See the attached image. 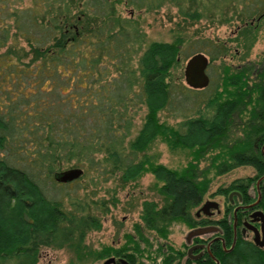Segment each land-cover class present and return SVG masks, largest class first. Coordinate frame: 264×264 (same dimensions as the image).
I'll list each match as a JSON object with an SVG mask.
<instances>
[{"label": "rangeland", "instance_id": "rangeland-1", "mask_svg": "<svg viewBox=\"0 0 264 264\" xmlns=\"http://www.w3.org/2000/svg\"><path fill=\"white\" fill-rule=\"evenodd\" d=\"M230 1L220 3L221 17L209 9L199 20H191L186 15L181 16L174 3L165 0H64L61 6L57 3L33 13L26 9L31 0H0L1 38L6 34L5 28H1L3 24L9 25L10 33L15 31L13 19L16 16L21 26L38 35L39 29L50 24L59 12H76L82 17V29L89 39L81 46L80 60L69 66L70 72H65L60 65L52 76L53 81L45 82L43 89L11 101L0 95V160L24 174V183L12 180V187L27 201L45 199L65 208L75 202L76 207H80L79 213L68 220L57 221L42 233L41 242L47 239L50 242L41 245L35 264H102L108 256L107 249L119 248L126 234L134 232L133 224L141 223L142 201L150 199L158 205L162 203L158 190L161 181L156 178L154 169L163 165L179 171L193 159V147L171 143L190 139L193 128L211 115L208 103L214 91L220 89L223 65L257 61L264 52V17L259 20L255 40L246 49L238 43L240 38L238 41L233 38L243 20L239 5ZM179 27L186 37L199 36V41L193 51L184 44L181 46L177 63L171 66L165 78L164 92L154 100L161 106L159 120L177 132L171 141L158 135L146 142L149 144L134 150L129 142L141 124L144 106L138 104L136 95L138 71L127 56L171 40ZM15 37L24 43L19 34ZM213 40L224 41L228 51L217 54ZM196 52L206 58L207 81L203 87L193 88L185 81L183 71L186 61ZM89 56L100 60L90 66L83 65V58L86 57V61ZM85 72L89 73L82 82L85 86H78ZM76 74L77 84L71 79ZM84 99L87 102L84 103ZM89 140L92 143H88ZM131 163H136L137 168L132 171L136 172L131 177L123 176L124 168ZM197 163L198 167H208L207 190L200 203L188 209L187 217L169 222L164 240L183 253L190 229L215 225L214 219L224 215L226 196L216 189L235 177L254 173L250 165H238L217 173L213 166L209 167V152ZM48 164L54 166L52 171L80 167L83 173L71 180H55L52 174L49 177ZM250 192L253 194L252 189ZM207 199L218 201L219 213L214 211L209 215L211 220L205 223L199 220L208 215L201 213V217H197L194 214ZM15 202L0 191V207L12 222ZM84 202L87 204L83 205ZM87 210L101 216L100 226L93 228L91 214L85 215ZM231 212L233 215V208ZM80 214L84 215L83 219ZM243 230L248 238L252 237L250 230ZM214 232L199 236L207 237ZM152 234V231L148 233L151 250L159 241L163 242L154 239ZM0 264L10 263L0 257Z\"/></svg>", "mask_w": 264, "mask_h": 264}, {"label": "trees", "instance_id": "trees-1", "mask_svg": "<svg viewBox=\"0 0 264 264\" xmlns=\"http://www.w3.org/2000/svg\"><path fill=\"white\" fill-rule=\"evenodd\" d=\"M63 1L31 0V5L26 9L33 13L40 8L53 7L57 3L61 6ZM165 1L174 3L181 16L183 14L191 20H199L209 9L216 16L221 17L223 11L218 7L221 2L227 0ZM189 1L191 3H187ZM231 1L239 5L243 20L242 24L236 27L237 33L233 38L235 40L240 38L239 41L237 40L238 43L248 49L256 38L259 20L264 17V0ZM58 14L52 17L50 24L39 29L38 35L31 34L28 28L21 26L18 16L13 19L15 31L10 33L8 24H3L1 27L5 28L6 37L5 35L3 38L0 37V95L7 100L27 97V94L33 90L43 89L42 85L45 82L53 81L52 76L57 73L60 65L65 72H70L69 66H74L80 60L81 46L89 41L87 33L82 29V17L76 12ZM16 34L22 37L24 43L19 37H15ZM8 37L9 41H7ZM199 38V36L186 37L179 27L171 40L154 47H145L139 54H128L127 57L133 62L134 69L138 71L139 83L136 92L138 104L144 106L142 121L136 129L133 140L129 142L130 148L135 150L149 144L146 142L158 135L167 141L170 138L171 141L177 132L159 120L158 111L161 106L154 100L164 92L165 78L171 66L177 63L176 58L181 46L184 44L193 51ZM211 43L217 46V54H224L228 48L224 41L213 40ZM186 48L183 49L187 52ZM99 57L93 59L89 56L90 59L86 61L84 57L83 65L85 63L86 66H90L99 61ZM108 57L110 59L109 55ZM87 74L89 73H83L78 86H85L82 82L86 81ZM71 79L78 83L77 74L71 76ZM85 102L87 101L84 99ZM208 105L212 110L211 115L203 118L200 126L193 128L190 139H186L184 143H171L193 147V159L179 171L163 165L155 167L154 172L158 175L156 178L161 181L158 190L163 197L162 203L158 205L154 200L144 199L141 203V223L133 224L134 232L126 234L125 241L119 248L109 247L108 256L112 254L122 257L128 264H215V259L218 260V264H264V244L257 245L242 231V209L238 208L236 211L234 243L230 249H226L232 244L234 235L232 212L230 214L232 208L239 203L253 202L259 193L260 197L253 208L264 211V176L256 187L257 179L264 174V52L257 61L247 60L236 65L224 64L220 76V89L214 91ZM111 116L113 119V115ZM179 135L180 133L177 134ZM88 143H92V140ZM206 151L210 154L209 167L213 166L217 173H223L238 165H250L254 173L235 177L229 184L216 189V192L226 196L224 215L213 221L219 224L224 246L216 240L209 246V252L204 251L201 256L191 258L185 254L186 252L174 249L164 240L167 237L169 222L187 217L188 209L198 205L207 190L208 167H198L197 163L204 153H208ZM1 162L3 161L0 160V191L7 193L16 204L13 205L15 211L13 222L0 207V257L10 264H16L19 259L23 260L18 262L19 264H35L41 245L50 242L49 239L41 242L42 233L57 221L63 218L68 220L79 213L80 207H76L75 202L65 208L45 199L37 202L27 201L12 187V180L18 179V183H24L23 172L7 167L4 163L2 165ZM53 168L54 166L47 165L49 177L52 174L54 178V174L58 171H52ZM136 168V163L129 164L124 168L123 176H133L136 171H132ZM232 191L235 192L231 201L228 194ZM86 204L87 202H84L83 205ZM25 207L29 209L25 210ZM89 214L93 228L100 226L101 216L87 210L85 215L89 216ZM80 216L81 219L84 218L83 214ZM199 221L207 223L209 219L207 216H202ZM151 231L154 239L163 240L152 249L154 253L151 250L152 242L148 238V233ZM112 264L122 263L116 260Z\"/></svg>", "mask_w": 264, "mask_h": 264}, {"label": "water", "instance_id": "water-1", "mask_svg": "<svg viewBox=\"0 0 264 264\" xmlns=\"http://www.w3.org/2000/svg\"><path fill=\"white\" fill-rule=\"evenodd\" d=\"M205 65H206V58L204 54L200 52H196L192 54L189 59L186 61L184 66V79L193 88L203 87L206 84L207 76L205 74ZM264 146V144H263ZM262 146V151H263ZM82 173V169L80 167H70L65 170L58 171L54 174V179L59 181H67L74 179L78 177ZM260 176L256 181V187H258V182L261 179ZM235 191H232L228 194L229 199L232 201V194ZM260 197V194L258 193L257 199L253 202L247 203V204H237L233 207V241L232 244L226 248L227 250L230 249L234 243L235 240V227H236V210L240 207L245 208H252L257 203L258 199ZM214 211H219V203L216 200L213 199H207L201 203V205L196 209L195 214L198 215L200 213H203L204 215H210ZM251 220H244L242 225L243 227L248 228L252 232V241L256 243L257 245H263L264 244V211L258 208H254L250 212ZM253 220L259 221V226H256L252 223ZM217 229L215 225H207V226H198L193 229H190L188 233L186 234L185 240L187 242H190V239L194 236H199V234L206 233V232H213ZM244 229V228H243ZM242 229V230H243ZM203 244L201 243H194L190 245L187 248V255L191 258L196 257V255H190L191 250L197 247H202ZM224 246V243H223ZM114 255H109L105 257L102 261V264H112L116 261ZM118 261H120L123 264H128V262L124 258H118ZM215 264H218V260L215 259Z\"/></svg>", "mask_w": 264, "mask_h": 264}, {"label": "flooded vegetation", "instance_id": "flooded-vegetation-1", "mask_svg": "<svg viewBox=\"0 0 264 264\" xmlns=\"http://www.w3.org/2000/svg\"><path fill=\"white\" fill-rule=\"evenodd\" d=\"M82 173H83V169H82ZM81 173V174H82ZM80 174V175H81ZM79 175V176H80ZM239 209H242L243 210V215H242V223H243V221L244 220H251V217H250V212L254 209H252V208H245V207H240ZM237 211V210H236ZM215 212H217V213H219V211H215ZM196 215V214H195ZM201 215V213L200 214H198V215H196L197 217H199ZM219 218H221V217H219ZM219 218H216V219H214V220H217V219H219ZM208 219H209V215H208ZM209 220H211V218L209 219ZM215 223V225L216 226H219V224L218 223H216V222H214ZM252 223L254 224V225H256V226H259V221L258 220H253L252 221ZM244 229H248V228H246V227H243ZM242 228V229H243ZM249 230V229H248ZM244 231V230H243ZM216 240H219L222 244L224 243V239L222 238V236L220 235V230H215V232L213 233V234H211V235H208L207 237H200V236H197L196 238L195 237H192L191 239H190V242H187L188 243V245H187V248L190 246V245H192V244H198V243H201V244H203L202 245V247H197V248H194V249H192L191 250V253H190V255H196V257H193V258H197V257H199V256H201L202 254H203V252L204 251H207V252H209V246L211 245V243L212 242H214V241H216ZM187 248H186V254H187ZM188 256V255H187ZM117 257V258H116ZM115 258L117 259V261H118V256H116Z\"/></svg>", "mask_w": 264, "mask_h": 264}]
</instances>
